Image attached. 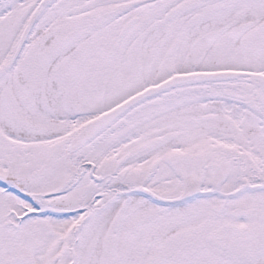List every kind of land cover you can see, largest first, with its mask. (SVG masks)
<instances>
[{
	"label": "snow or ice",
	"instance_id": "snow-or-ice-1",
	"mask_svg": "<svg viewBox=\"0 0 264 264\" xmlns=\"http://www.w3.org/2000/svg\"><path fill=\"white\" fill-rule=\"evenodd\" d=\"M0 264H264V0H0Z\"/></svg>",
	"mask_w": 264,
	"mask_h": 264
}]
</instances>
